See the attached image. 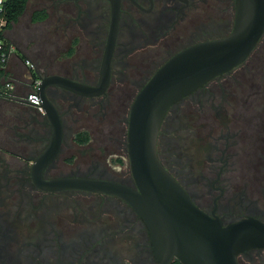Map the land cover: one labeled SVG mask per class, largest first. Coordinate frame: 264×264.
Returning <instances> with one entry per match:
<instances>
[{"label": "flooded vegetation", "instance_id": "1", "mask_svg": "<svg viewBox=\"0 0 264 264\" xmlns=\"http://www.w3.org/2000/svg\"><path fill=\"white\" fill-rule=\"evenodd\" d=\"M54 3L57 10L51 9ZM49 5L45 9L46 17L35 22H48L51 25L50 36L52 32L61 33L59 36H65L67 40L74 26L77 30L69 37L70 43L67 42L57 53L51 50L44 55L30 52L38 71L41 76L59 74L95 85L108 36L111 0H54ZM234 17V0H119L110 79L105 92L97 96H82L56 86L48 89L50 99L60 114L62 140L58 154L44 169L43 178L85 176L133 186L129 158L123 179L108 173V170L117 171L123 163V158L118 155L122 146L127 153L128 114H122L123 110L118 111L112 102L116 96H121L118 92L122 90L118 88L116 94L113 89L115 68H131L128 78L142 84V87L154 71L178 50L227 35ZM7 38L13 43L9 36ZM14 46L19 52V46ZM23 47L28 49L26 45ZM150 50L167 53L156 68L158 62L150 61ZM44 57L46 61L42 65L40 62ZM263 58L264 31L243 62L210 80L215 81L214 86H209L208 81L176 102L164 116L157 136L156 150L162 165L197 207L207 215L217 217L222 224L246 217L264 223V186L253 194L255 191L248 189L245 183L250 178L264 179ZM148 63L155 68L153 72L146 69ZM238 69L240 78H236L234 73ZM228 73H233L234 77H226ZM117 81L123 83L125 78L120 75ZM246 83L252 86L253 91L240 97V87L246 89ZM183 121H189L194 128L192 142L207 146V155L204 162L192 164L197 147L195 150L186 149L187 141L177 140L170 167L160 154L161 142L166 139L163 137L164 125L174 122L179 126L184 124ZM39 141L40 138L22 139L12 124L0 131V264L26 262L28 257L25 253L21 256V252L28 249L23 247L16 252V233L24 219H31L26 220V227L37 225L41 228L34 240H49L46 232L55 235L50 239L47 253L35 256L36 263L28 259L31 263L154 264L156 259L145 223L117 197L89 193L99 198L97 204L90 205L92 213L75 205L70 212L73 220H80L72 225L64 222L63 218H71L66 209L68 206L56 209L54 196L61 197L58 200L60 205L67 200L64 194L74 191H45L31 179L32 161L48 143L40 150L37 149ZM240 142L246 143L247 157L244 154L240 156ZM79 148H83L80 156L79 153L71 156ZM98 149L104 154H116L112 161L117 167L107 160H99L95 154ZM255 154L257 159L253 160ZM90 156L95 158L90 159ZM86 159H90V163L84 165L88 162ZM107 199L111 200L107 202ZM58 214L63 220L60 225L57 223ZM25 240L28 239L24 237L23 242L20 241L22 246ZM52 240H75L76 247L66 250ZM237 263L264 264V247L240 252Z\"/></svg>", "mask_w": 264, "mask_h": 264}, {"label": "water", "instance_id": "2", "mask_svg": "<svg viewBox=\"0 0 264 264\" xmlns=\"http://www.w3.org/2000/svg\"><path fill=\"white\" fill-rule=\"evenodd\" d=\"M234 22L220 38L188 45L163 62L135 95L128 113L127 153L133 186L124 182L65 176L44 179L43 171L56 157L62 140L60 114L48 89L56 86L82 96L105 92L110 79L119 0H111V20L98 81L89 85L59 74L41 77L40 97L50 126L45 148L33 159L32 182L45 191L78 189L117 197L143 220L154 264H238L237 255L264 247V223L253 217L227 224L197 207L160 162L157 136L168 110L180 99L245 60L264 31V0H234Z\"/></svg>", "mask_w": 264, "mask_h": 264}, {"label": "rangeland", "instance_id": "3", "mask_svg": "<svg viewBox=\"0 0 264 264\" xmlns=\"http://www.w3.org/2000/svg\"><path fill=\"white\" fill-rule=\"evenodd\" d=\"M54 1V0H28L25 10L22 13V15L19 16L17 22L11 24V26L9 28H7L6 30V35L10 37V39L13 41L14 45L19 46L20 51H19V56L21 57H26L29 58L30 60H32L33 62H35V59L33 58V53L34 52H41L43 55L44 53H46L47 51H54L55 53H57L62 46L66 45L67 42L70 43L69 41V37L73 36L76 33L77 27L74 26L73 27V32L72 35L67 36V40L65 38V36L60 37L59 35L61 33L55 34V32H52L51 36H50V26L47 22L46 23H40V22H35L34 20H30L31 16H32V11H34L35 9H40V8H47L48 6H50V2ZM57 5L56 3H54V7L51 9L57 10ZM54 13L57 14L56 11H54ZM55 19V16L53 17ZM52 19V17H51ZM52 21V20H50ZM52 39V40H51ZM57 44L59 45V48L56 49ZM28 46V49H25L23 46ZM58 50V51H57ZM32 54H31V53ZM150 55V61L155 60L156 62H158L155 66V68L157 67L158 64H160L166 57H167V53H165V51H161V52H154L153 50H150L149 52ZM46 61V58L44 57V59L40 62L42 65H44ZM264 61V58H263ZM37 63V62H36ZM38 65V64H37ZM42 65H39V68H42ZM149 67H147L146 69H148L150 72H153L155 70V68L153 69L151 67L152 63H148ZM131 69V68H130ZM129 68H115V73H114V81H113V89L116 90V94L121 93V96H116V100H113L112 102L115 104L116 108L118 109V111H121V113L127 115L129 113V108L130 105L136 95V93L139 91V88L141 87V85L136 84V82H132L131 79H129V75H131V70ZM238 72H234L235 74H237L236 78H240V69H238ZM25 72V71H24ZM123 76L125 78V81L118 82L117 79ZM227 76H233V73H228ZM128 83H127V82ZM233 81V80H232ZM240 83H242L240 81ZM209 86H214L215 85V81L212 80L210 81V83H208ZM226 85V84H225ZM247 85L246 89H241L240 87V97H242L244 94L246 93H251L253 90H251L252 86L250 84H245ZM244 84H242V86H245ZM250 86V87H249ZM116 87V88H115ZM122 90H119V92L117 91L118 88H120ZM226 87H229L228 85H226ZM238 88H236L237 90ZM227 90V89H226ZM118 92V93H117ZM123 93V95H122ZM126 100H125V99ZM256 98V97H255ZM241 109V106H240ZM170 116H168L169 118ZM188 118V117H187ZM184 120V119H183ZM188 120V119H187ZM184 124H181L179 126H175L173 123H171L170 125H164V131H163V137L166 139L164 141L161 142V149L162 151L160 152V154L163 156L162 158L164 159L165 163L167 165H169L170 167H172L173 165V158L172 155L174 153V151L177 149L176 146V142L177 140H185L187 141L188 146H186L187 148H192V149H196L195 155L192 158V164H197V163H201L204 162V159L207 155V146L205 147H201V145L196 144L195 142H192V135L194 134V128L190 125L189 121H183ZM186 122V123H185ZM123 125V123H122ZM126 126H124L125 129ZM167 129V130H166ZM218 130V128H217ZM246 143H242L240 142V156H242L244 154V156L247 157V152H249V150H246ZM80 150L82 151L83 148H79L78 150L75 149L72 153L71 156H80ZM247 151V152H246ZM244 152V153H243ZM242 153V154H241ZM256 153V152H255ZM96 156L98 157L99 160L104 159L107 160V162L115 167H117V165L112 161V159L115 157L116 154L111 153V154H104L102 151L100 152L99 149L95 151ZM87 155V154H85ZM84 155V156H85ZM118 155H121V157L123 158V163H121L119 169L117 171H111L108 170V173L110 175H112L114 178H121L123 179V173L124 170L128 169V157H127V153L125 151V148L122 146L119 150H118ZM112 156V157H111ZM95 158V157H92ZM104 157V158H103ZM256 154L253 158V160L257 159L256 158ZM90 159H86L88 162H85L84 165L87 163H90ZM84 160V161H86ZM86 164V165H87ZM260 165L263 164L262 162H260ZM246 172H247V168H246ZM250 172V171H249ZM122 173V174H121ZM248 173V172H247ZM127 178V177H125ZM246 186L248 189H250L251 191L254 190L255 192L253 194L256 193V191L260 188H262L264 186V179H256V178H250V180H246L245 181ZM70 191H74V192H69V193H65L64 197H66L65 199L66 202H63L59 205L58 200L61 199V197H56L54 196V199L56 200L54 202V206L57 208L62 207V206H68L66 207L67 211L69 212V217L70 219L68 220L67 218H63L64 222L68 221V224L72 225L74 223V221H76L77 219L73 220V214L70 212L71 207L75 206V205H80L82 206L83 210H87L89 211V213H92V208L90 205L94 206L95 204H97L99 198L96 195H89V193H95V192H90V191H85V190H78V189H70ZM88 194V195H87ZM111 199H107V202H109ZM59 205V206H58ZM88 214V213H87ZM57 223L58 225L61 224V222H63L62 218H60L61 216L58 214L57 216ZM28 221H30L31 219H26ZM26 220L24 219V221L21 223V225L19 226V228L17 229V233H16V241H17V250L16 252H19L20 249H22L23 247H25L28 250L22 251L21 252V256H23V254L25 253L28 257L26 258V262H24L23 264H34V257H40L41 255L47 253V249L49 247V243H51V240L53 237L55 238L54 234H51L49 232H46V239L48 238L49 240H34L36 238V234L40 233L41 228H37L36 226H25L26 225ZM55 220V217H54ZM62 220V221H61ZM80 219L77 220V222ZM76 223V222H75ZM33 225V223H32ZM40 235V234H39ZM41 236V235H40ZM26 237L28 240H25L24 246H22L20 244V241L23 242V238ZM33 239V240H32ZM57 246H61L66 248V250H71L72 248L76 247V242L75 240H52ZM31 242H34L30 245ZM30 245V246H29ZM27 246H29L27 248ZM24 248V249H25ZM54 253H57V250L53 251ZM28 259H31L33 262L31 263ZM55 257L53 258L52 262H54ZM36 263V262H35Z\"/></svg>", "mask_w": 264, "mask_h": 264}, {"label": "built area", "instance_id": "4", "mask_svg": "<svg viewBox=\"0 0 264 264\" xmlns=\"http://www.w3.org/2000/svg\"><path fill=\"white\" fill-rule=\"evenodd\" d=\"M6 1L0 0V99L30 105L44 114L39 93L42 76L35 63L29 58L20 57V62L27 71L25 80L9 72L10 61L18 52L5 33Z\"/></svg>", "mask_w": 264, "mask_h": 264}, {"label": "crops", "instance_id": "5", "mask_svg": "<svg viewBox=\"0 0 264 264\" xmlns=\"http://www.w3.org/2000/svg\"><path fill=\"white\" fill-rule=\"evenodd\" d=\"M20 57L18 52L11 59L9 72L25 80L27 71L21 64ZM8 124L13 125L14 131L20 134L22 139L40 138L37 149L41 150L48 141L50 126L44 114L39 113L30 105L0 99V131Z\"/></svg>", "mask_w": 264, "mask_h": 264}, {"label": "trees", "instance_id": "6", "mask_svg": "<svg viewBox=\"0 0 264 264\" xmlns=\"http://www.w3.org/2000/svg\"><path fill=\"white\" fill-rule=\"evenodd\" d=\"M28 0H7L5 3V13L4 17L6 20L5 28H9L11 24L17 22L20 15L25 10ZM46 17L45 8L35 9L32 11L31 19L34 21L42 20ZM25 74H23L24 76ZM11 101V100H6ZM15 102V101H13ZM170 264H181L177 259L171 261Z\"/></svg>", "mask_w": 264, "mask_h": 264}]
</instances>
